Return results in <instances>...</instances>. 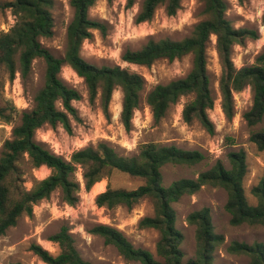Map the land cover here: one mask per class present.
<instances>
[{
    "label": "trees",
    "instance_id": "trees-1",
    "mask_svg": "<svg viewBox=\"0 0 264 264\" xmlns=\"http://www.w3.org/2000/svg\"><path fill=\"white\" fill-rule=\"evenodd\" d=\"M98 0H71L73 16L68 24L66 47L62 56L55 55L42 43V38L54 34V0H6L0 2V9L10 10L16 16L15 23L0 33V70L11 81L20 73L28 78L36 59L45 62V82L36 93L30 109L20 112V122L12 129L11 138L4 142L0 154V237L15 227L23 216H32L34 206L48 199L55 191H61L62 201L75 205L79 201L80 181L75 178L78 168L83 169L84 188H91L113 171H119L143 180L134 189L114 188L110 183L106 190L96 197L99 207L109 209L117 206L134 208L144 199L153 203L154 213L143 217L139 226L153 228L159 232L156 250L160 259L151 251L136 247L118 228L99 223L90 232L104 239L105 244L114 245L127 262L135 264H216L215 251L224 242V236L214 230L211 209L203 207L192 211L187 217L196 228L197 249L195 256L185 260L181 247L184 234L176 227L177 213L173 206L185 195L198 192L205 185L222 187L227 192L226 211L234 226L264 225V178L251 189L256 203H250L244 188V178L248 172L246 152L242 149L228 154L230 166L221 159L198 177H182L164 185L162 168L166 164L195 165L205 159L199 150L185 149L174 144L145 142L136 154H123L108 141H99L74 151L67 159L57 155L36 139V132L44 126H63L72 131V119L80 120L73 101L81 98V93L69 86L60 73L65 65L70 66L84 79L89 98L94 101L98 94L101 107L109 117V106L113 92L123 93L120 119L127 130L131 129L135 110L142 102L146 79L138 72L120 65H96L81 55L85 40L99 30L107 32L105 22L90 17L89 10ZM113 1V0H108ZM205 19L198 22L189 36L181 40L169 38L155 40L150 37L139 49L126 48L122 59L126 62L150 67L160 59L173 61L192 55V67L183 77L167 83L155 85L145 96L155 122H159L171 105L184 96H192L183 108V120L190 124L198 120L210 133L216 127L209 116L214 107L215 97L211 89L207 69V47L211 37L216 36V50L222 66L219 79L221 107L228 120L235 115L234 94L250 86L253 94L251 107L243 118L249 126H255L264 117V49L256 57L255 63L237 68L232 52L235 45H244L249 38L257 39L255 29L236 27L227 17L228 0H200ZM240 3L245 0H238ZM183 0H142L135 17L136 23L151 21L159 7L164 6L167 15L173 16L182 8ZM137 0H126L128 8ZM264 21V13L262 15ZM16 108L0 104V121L11 123ZM229 139V138H228ZM250 140L259 150H264V129L253 131ZM46 166L51 173L43 178H33V186L24 185L29 171ZM49 240L57 243L60 252L52 254L38 243L30 249L46 264H93L84 259L75 245V239L67 226L51 235ZM227 250L250 257V264H264V243L249 244L232 241ZM6 264H23L10 261Z\"/></svg>",
    "mask_w": 264,
    "mask_h": 264
},
{
    "label": "rangeland",
    "instance_id": "rangeland-1",
    "mask_svg": "<svg viewBox=\"0 0 264 264\" xmlns=\"http://www.w3.org/2000/svg\"><path fill=\"white\" fill-rule=\"evenodd\" d=\"M6 0H0L4 2ZM54 34L42 38V43L55 55L62 56L66 47L67 27L73 16L71 0H54ZM142 0L128 8L126 0H98L89 10L90 17L103 21L107 32L103 35L95 30L93 37L84 41L81 55L88 62L96 65H120L130 71L138 72L146 79V88L142 93V102L135 110L131 129L127 130L120 119L123 93L121 89L113 92L109 106L110 116L107 117L101 107L100 94L94 101L89 98L84 79L70 66L65 65L60 77L81 93L79 100L73 101L78 110L80 120L72 119V131L63 126L51 128L44 126L36 132V139L57 155L69 159L71 154L90 144L108 141L123 154H136L141 144L156 142L159 144H174L181 148L199 150L205 159L195 165L166 164L162 168L164 185L168 186L174 180L182 177L196 178L199 173L209 169L218 159L229 167L228 154L231 151L246 152L248 172L244 178V188L250 203L256 199L251 189L264 178V150L250 140L253 131L264 129V117L255 126H249L243 118L253 102L251 87L234 94L235 115L228 120L221 107L219 79L222 66L216 50V36L208 42L207 69L215 104L210 109L209 116L216 130L210 134L198 120L188 124L183 120L182 112L185 103L192 96H184L170 106L167 114L155 122L151 108L145 101L149 90L159 83H167L173 79L185 76L192 67V55L169 61L160 59L150 67L126 62L122 53L126 48L133 50L141 48L152 37L155 40H181L189 36L194 26L205 19L202 13L203 5L200 0H183L182 8L173 16L167 15L165 7H159L151 21L136 23L135 17L140 9ZM227 17L236 27L255 29L259 33L257 39L249 38L244 45H235L232 52L234 65L240 68L255 63L256 57L264 49V0H228ZM16 17L6 9H0V33L7 31ZM45 62L36 59L28 78L23 79L20 73L13 80L0 70V104L13 106L14 118L11 123L0 121V154L4 142L11 138L12 129L20 122V112L30 109L36 93L45 82ZM229 138V139H228ZM223 139L222 152L215 154L210 149ZM53 141V144L50 141ZM56 150L58 152H56ZM51 170L42 166L25 175L24 185L27 189L33 186V178L43 179ZM75 178L80 181L79 201L70 205L62 201L61 191H55L48 199L34 206L32 216H23L15 227H11L6 235L0 237V264L19 261L23 264H45L31 249L32 243H38L52 254L60 252L59 245L49 240L62 226H67L75 239V245L81 256L93 264H135L125 260L118 249L111 244H105L99 235L92 234L90 229L99 223L108 224L121 230L136 246L148 249L160 259L156 246L159 232L153 228H141L140 220L153 215L154 207L150 199L142 200L134 208L125 206L114 208L99 207L96 197L106 190L110 183L114 188L134 189L143 180L128 174L113 171L109 178H104L103 191L96 193L93 189L84 188L83 169L78 168ZM227 192L222 187L203 186L192 195L183 196L173 204L176 213V227L184 234L181 245L185 260L195 256L197 249L196 228L187 221L189 213L203 207L211 209V217L216 233L224 236L225 242L215 251L216 264H250V257L245 254H235L227 250L232 241H242L249 244L264 243V225L242 224L234 226L230 223V214L225 209Z\"/></svg>",
    "mask_w": 264,
    "mask_h": 264
},
{
    "label": "built area",
    "instance_id": "built-area-1",
    "mask_svg": "<svg viewBox=\"0 0 264 264\" xmlns=\"http://www.w3.org/2000/svg\"><path fill=\"white\" fill-rule=\"evenodd\" d=\"M16 17V16H15ZM52 144H53V141L51 140L50 141ZM223 139H222V141L220 142V140H218V144L217 145H214L211 149H210V152H212V153H215V154H219V153H221L223 150H222V147H223ZM56 152H58L57 150H56Z\"/></svg>",
    "mask_w": 264,
    "mask_h": 264
},
{
    "label": "bare ground",
    "instance_id": "bare-ground-1",
    "mask_svg": "<svg viewBox=\"0 0 264 264\" xmlns=\"http://www.w3.org/2000/svg\"><path fill=\"white\" fill-rule=\"evenodd\" d=\"M93 189H94L95 191H97L96 193H99V192L103 191V189H104V182H102V181L97 182V183L93 186ZM45 264H46V263H45Z\"/></svg>",
    "mask_w": 264,
    "mask_h": 264
},
{
    "label": "crops",
    "instance_id": "crops-1",
    "mask_svg": "<svg viewBox=\"0 0 264 264\" xmlns=\"http://www.w3.org/2000/svg\"><path fill=\"white\" fill-rule=\"evenodd\" d=\"M103 181V180H102Z\"/></svg>",
    "mask_w": 264,
    "mask_h": 264
}]
</instances>
